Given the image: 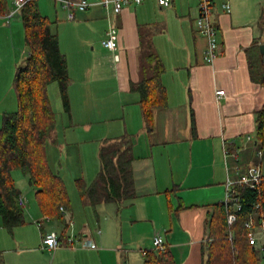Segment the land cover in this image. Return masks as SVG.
I'll use <instances>...</instances> for the list:
<instances>
[{
	"label": "crops",
	"instance_id": "1",
	"mask_svg": "<svg viewBox=\"0 0 264 264\" xmlns=\"http://www.w3.org/2000/svg\"><path fill=\"white\" fill-rule=\"evenodd\" d=\"M55 2L54 11L45 15L69 63L71 111L78 99L86 105V116L95 111L106 117L120 113L123 129L108 141L131 140L135 195L98 204L76 195L70 197V208L62 209V218L47 217L37 202L29 212L39 224L40 238L25 233L18 237L15 229L25 224L15 227L12 244L0 250L3 264H30L23 254L45 250L56 264H144V252L154 247L156 234L163 235L178 264H203V245L212 226L218 225L227 177L236 176L233 154L245 162L253 159L248 136L257 133L264 85L253 78L250 61L263 56L264 0H213L219 40L213 63L204 59L207 38L197 27L200 0H172L169 6L143 0L120 12L96 3L76 10L72 19L69 8L61 0ZM7 7L0 15V35L10 38L12 49L0 63L13 73L19 63L16 46L25 29L20 19L12 21L21 16V9L11 15L17 9L15 0H8ZM110 27L118 32L114 51L102 44ZM148 51L164 63L162 81L169 102L155 111L152 132L133 89L142 78ZM109 80L115 91L104 99ZM219 89L225 90L221 98ZM100 97L108 105L93 109L91 101ZM226 151L232 154L228 158ZM26 204L18 205L25 211ZM50 232L59 239L56 250L43 247V236Z\"/></svg>",
	"mask_w": 264,
	"mask_h": 264
},
{
	"label": "trees",
	"instance_id": "2",
	"mask_svg": "<svg viewBox=\"0 0 264 264\" xmlns=\"http://www.w3.org/2000/svg\"><path fill=\"white\" fill-rule=\"evenodd\" d=\"M7 1L0 0V15L7 12ZM20 12L29 54L24 63L16 67L14 88L18 109L4 112L0 128V217L4 227L11 232L27 223L24 208L18 205L22 192L14 178V170H22L28 175L30 184L36 189L38 205L47 217L62 218V209L70 208L71 202L63 178L53 170L47 155L48 140L57 123L49 85L54 81L59 83L65 111L71 114L69 63L60 49L57 34L52 31L51 19L40 11L39 0H28ZM250 69L253 78L264 85L263 56L251 57ZM164 71L161 57L148 51L143 56L142 78L133 84V89L140 95L139 104L149 132L155 127V111L167 108L169 104L167 88L162 81ZM130 141L122 138L104 142L99 153L101 170L98 177L90 185L78 182L82 197L98 204L130 199L135 195ZM248 141L254 148L251 161L245 162L234 153L239 156L237 161L233 155L235 165L239 164L242 172L252 165H264V105L257 112V133ZM259 151H262L261 157ZM236 192L241 205L236 210L237 220L229 225V205L221 201L218 225L212 226L203 245V264H261L264 253L250 243L246 222L254 218L255 223L260 224L264 220V177L254 188L247 184L237 185ZM144 255V264H178L165 242L163 249L153 247ZM0 264H3L1 256Z\"/></svg>",
	"mask_w": 264,
	"mask_h": 264
},
{
	"label": "rangeland",
	"instance_id": "3",
	"mask_svg": "<svg viewBox=\"0 0 264 264\" xmlns=\"http://www.w3.org/2000/svg\"><path fill=\"white\" fill-rule=\"evenodd\" d=\"M9 2L13 4V0H9ZM55 3V0H39L40 11L44 15L51 13L54 11ZM14 19L15 21L20 19L18 21L23 24L20 13L15 15L12 21ZM20 44L16 46L19 47L16 52L18 64L24 63L29 54V48L23 35ZM11 47L12 41L10 38L0 35V57L8 54L12 49ZM71 62L74 65V61L71 60ZM9 68L5 62L0 63V128L3 125L4 112H13L18 109V100L14 88L16 66L13 73H11ZM109 81L111 84L104 87V93L102 94L104 99L107 98V94L112 96L115 91L114 82L112 80ZM88 82L91 83L92 81ZM49 94L56 113L57 123L56 129L51 134L47 144L48 160L53 170L58 172L63 178L69 195L73 198V196L80 195L79 180L86 183V185H90L98 177L101 170L99 153L102 139L109 140L115 138L114 136H119L123 129L124 121L118 111L115 113L117 115L113 117L102 116L96 111L93 115L86 116V113H84L86 105L84 103L81 104L78 99L74 101L71 114H68L65 111L57 81L50 83ZM103 98H94L91 101V107L97 109L103 105H108L105 102L107 99L103 101ZM119 128L120 130L118 131ZM13 175L17 186L22 191V195L26 197L27 203L25 206L27 223L25 226L15 229L16 235L18 234L19 237L20 233H25V237L38 239L40 238L37 226L39 224L34 221L31 212H29L31 207H34V211L35 207H38L35 196L36 190L30 184L28 175L22 170H14ZM12 242V232L4 227L0 217V250L9 247ZM48 253L46 250L43 252L31 251L23 255H25V261L30 264H56L50 259L51 254ZM261 264H264V256L261 258Z\"/></svg>",
	"mask_w": 264,
	"mask_h": 264
},
{
	"label": "built area",
	"instance_id": "4",
	"mask_svg": "<svg viewBox=\"0 0 264 264\" xmlns=\"http://www.w3.org/2000/svg\"><path fill=\"white\" fill-rule=\"evenodd\" d=\"M28 0H15L17 9L14 10L11 15L15 14L16 11L20 10ZM67 8H69V17L74 18L76 10L85 11L89 9L93 4L99 3L106 7L107 10L113 9L115 12H120L125 6L131 3H141L143 0H98L93 2L90 0H61ZM158 2L163 6H169L172 0H158ZM225 7H229L228 4ZM213 0H200L199 3V16L197 18V27L201 34L205 35L207 38V45L204 50V59L208 63H213L215 58L219 53V40H218V30L213 20ZM117 29L115 27H110L107 31V36L102 40V44L108 49L114 51L118 49L119 43L117 41ZM118 57V56H117ZM225 95L224 89H219L217 91L218 98ZM252 136H248V140H252ZM236 160H239L238 154H233ZM259 157L262 156V151L258 152ZM226 156H230L229 151H226ZM230 169V168H229ZM234 172L236 176L228 175L226 181V193L223 202L229 205L230 212L228 214V223L233 225L237 220L236 210L241 208L236 186L241 184H247L252 188L256 187L264 177V165H252L247 169L246 172L241 171V166L236 164L234 167ZM18 204H25V197L21 195L18 198ZM255 219L252 218L246 222V227L248 228V238L252 245H256L264 253V220L260 224L255 223ZM233 233H231L232 236ZM73 242V241H71ZM164 237L161 234H156L153 238V245L156 249L164 248ZM60 242L57 237L56 232H50L43 236V247L49 250H56L59 248ZM95 245H93L94 247Z\"/></svg>",
	"mask_w": 264,
	"mask_h": 264
},
{
	"label": "water",
	"instance_id": "5",
	"mask_svg": "<svg viewBox=\"0 0 264 264\" xmlns=\"http://www.w3.org/2000/svg\"><path fill=\"white\" fill-rule=\"evenodd\" d=\"M260 52H261V54L263 55V60H264V43H262V44L260 45Z\"/></svg>",
	"mask_w": 264,
	"mask_h": 264
}]
</instances>
